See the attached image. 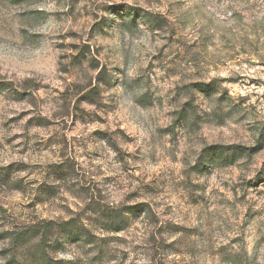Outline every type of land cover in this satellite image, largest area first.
<instances>
[{
    "label": "rangeland",
    "instance_id": "1",
    "mask_svg": "<svg viewBox=\"0 0 264 264\" xmlns=\"http://www.w3.org/2000/svg\"><path fill=\"white\" fill-rule=\"evenodd\" d=\"M0 264H264V0H0Z\"/></svg>",
    "mask_w": 264,
    "mask_h": 264
}]
</instances>
